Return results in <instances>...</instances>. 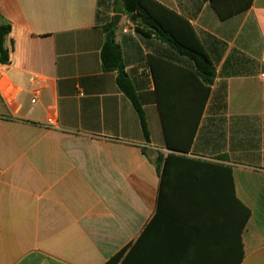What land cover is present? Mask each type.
Masks as SVG:
<instances>
[{
    "label": "crops",
    "instance_id": "0c3cea01",
    "mask_svg": "<svg viewBox=\"0 0 264 264\" xmlns=\"http://www.w3.org/2000/svg\"><path fill=\"white\" fill-rule=\"evenodd\" d=\"M154 1L204 46L209 95L122 0H0V264H264V0ZM109 24L149 141L103 69Z\"/></svg>",
    "mask_w": 264,
    "mask_h": 264
},
{
    "label": "trees",
    "instance_id": "16d2710c",
    "mask_svg": "<svg viewBox=\"0 0 264 264\" xmlns=\"http://www.w3.org/2000/svg\"><path fill=\"white\" fill-rule=\"evenodd\" d=\"M122 5L124 14L129 17L134 15L138 16L135 22L137 32L146 36L150 33L154 34L159 40L173 47L181 55L193 60L196 66V73L206 85L205 89L207 95H209L210 87L216 77L215 68L191 25L185 19L171 13L154 0H122ZM114 10L118 11L119 8H115ZM166 13L172 14L176 21L172 23ZM103 30L106 36L101 50L103 69L105 71L117 72V84L120 90L131 101L139 117L143 136L146 141H149L150 132L146 113L133 83L125 72L121 47L113 35L114 25L109 24ZM10 33L11 25L5 22L0 16V62L2 64H8L10 62V50L6 47V39ZM180 148L181 151H184L182 150L184 148ZM168 159L169 157L165 159L159 155L153 160L159 172L162 170L164 162L168 161ZM249 215L250 212L247 210V220ZM123 255L124 251L117 254L106 264H118Z\"/></svg>",
    "mask_w": 264,
    "mask_h": 264
},
{
    "label": "water",
    "instance_id": "95a60500",
    "mask_svg": "<svg viewBox=\"0 0 264 264\" xmlns=\"http://www.w3.org/2000/svg\"><path fill=\"white\" fill-rule=\"evenodd\" d=\"M137 18H138V16H135V15H134V16L131 17V21L135 23V22L137 21ZM118 19H119V18H118ZM118 22H119V20L117 21V18H116V19H115V25H117Z\"/></svg>",
    "mask_w": 264,
    "mask_h": 264
},
{
    "label": "built area",
    "instance_id": "2783aa9c",
    "mask_svg": "<svg viewBox=\"0 0 264 264\" xmlns=\"http://www.w3.org/2000/svg\"><path fill=\"white\" fill-rule=\"evenodd\" d=\"M130 24L132 25L133 24V22L132 21H130ZM128 27L124 30V32H128Z\"/></svg>",
    "mask_w": 264,
    "mask_h": 264
}]
</instances>
